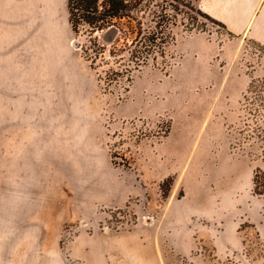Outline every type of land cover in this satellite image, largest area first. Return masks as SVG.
Listing matches in <instances>:
<instances>
[{"label":"rangeland","instance_id":"1","mask_svg":"<svg viewBox=\"0 0 264 264\" xmlns=\"http://www.w3.org/2000/svg\"><path fill=\"white\" fill-rule=\"evenodd\" d=\"M67 1L46 0L43 12L38 0L40 9L36 14L34 0H29L30 8L26 11L29 26L21 27L20 37L10 36L7 43L15 48L0 52V152L7 151L12 130L20 131L26 124L25 119H16L18 116H29V127L25 129L30 130L31 139L39 135L45 146L40 218L35 213L32 220L39 221V226L33 225L26 233L33 248L27 252L22 244L11 245L6 238H0L4 250L15 252L13 256L0 253V261L6 264H84L71 255L70 247L76 237L155 227L171 195L180 198L185 194L183 188L174 190L178 176L171 175L156 186L149 183L153 160L159 159L154 146L171 130L170 117L160 113L159 108L174 100V91L167 90V83L171 81L173 65L183 57L175 48L178 37L204 32L216 39L238 43L237 67L246 71L250 83L252 78L264 77V51L258 45L230 34L227 27L208 22L200 30H189L179 24L174 28L176 42L166 49L165 57L159 55L134 71L131 80L120 78L109 86L106 67L93 66L83 52L87 38L73 32ZM44 16V34L42 26L34 34L30 23ZM33 67L39 70L29 75L40 83L36 88L23 90L24 96H30V104L22 106L12 98L13 87L18 85L14 71L29 68L32 71ZM232 80L238 81L237 76ZM249 86L245 91H224L228 97L241 96L236 120L227 115L225 129L231 153L244 159L247 167H253L254 195L264 198L255 191L264 193V160L260 153L262 142L249 136L258 116L254 96L248 94ZM179 93L187 104L196 98L198 114L202 115L206 101L216 98L219 92ZM221 109L224 114L230 107ZM36 164L31 163V167ZM14 220L21 224L23 214ZM10 226L11 223L5 222V228ZM239 230L244 242L241 249L212 250L204 245L190 256L170 249L163 251L173 264H188L189 259H195L197 264H264V236L248 222Z\"/></svg>","mask_w":264,"mask_h":264},{"label":"crops","instance_id":"2","mask_svg":"<svg viewBox=\"0 0 264 264\" xmlns=\"http://www.w3.org/2000/svg\"><path fill=\"white\" fill-rule=\"evenodd\" d=\"M41 2L44 12L46 0ZM34 6L37 14L38 0H34ZM198 6L222 22L229 32L264 47V0H198ZM29 8V0H0V52L15 48L7 41L12 34L20 37L23 25L29 26L26 13ZM45 24V16L40 20L34 18L30 23L34 34L39 32L40 26L44 34ZM175 48L183 57L173 65L171 81L167 83V90L174 91V100L159 108L160 113L170 117L171 130L154 146L159 159L153 160L149 183L156 186L171 175L178 176L174 190L183 188L185 194L180 198L171 195L155 227H141L130 233L76 237L70 250L77 261L84 264H173L165 257L164 249L182 256H190L204 245L212 250H237L244 244L239 229L245 222L257 227L264 236V198L253 193V167H247L244 159L231 153L225 129L227 115L236 120L241 96L228 97L224 91H245L250 84L246 71L235 63L240 45L197 32L178 37ZM37 70L39 68L33 67L32 71L30 68L14 71L18 85L13 87L12 98L22 106L30 104V96H24L23 90L39 86L40 81L29 75ZM234 75L238 81L232 80ZM181 90L219 93L206 101L199 115L198 100L195 98L193 103L187 104L179 98ZM222 106L230 109L223 114ZM17 118L25 119L26 124L20 131L12 130L7 151L0 152V238H6L11 245L22 244L28 252L33 245L26 237L27 229L39 226V221L33 223L32 220L36 214L40 218L45 146L39 135L31 139L30 130L25 129L29 127V116ZM12 121L15 123V119ZM35 162L37 164L31 167ZM20 213L24 218L21 224L14 220ZM5 222L11 226L5 228ZM0 253L15 254L1 246ZM189 260L188 264L198 263L195 259ZM0 264L6 263L0 261Z\"/></svg>","mask_w":264,"mask_h":264},{"label":"trees","instance_id":"3","mask_svg":"<svg viewBox=\"0 0 264 264\" xmlns=\"http://www.w3.org/2000/svg\"><path fill=\"white\" fill-rule=\"evenodd\" d=\"M67 7L73 32L87 38L88 44L82 47L86 58L93 66L106 67L109 86L120 78L131 80L134 71L159 55L165 57L166 49L176 42L174 28L179 24L189 30L203 29L208 22L226 28L203 12L198 0H68ZM249 93L258 107L249 136L262 142L264 160V77L252 78Z\"/></svg>","mask_w":264,"mask_h":264}]
</instances>
